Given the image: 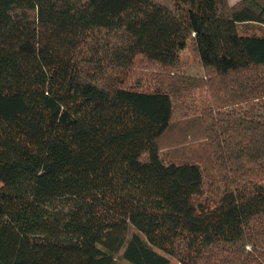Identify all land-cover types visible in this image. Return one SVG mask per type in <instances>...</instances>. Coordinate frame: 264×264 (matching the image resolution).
<instances>
[{
    "label": "trees",
    "instance_id": "16d2710c",
    "mask_svg": "<svg viewBox=\"0 0 264 264\" xmlns=\"http://www.w3.org/2000/svg\"><path fill=\"white\" fill-rule=\"evenodd\" d=\"M0 264H264V0H0Z\"/></svg>",
    "mask_w": 264,
    "mask_h": 264
},
{
    "label": "rangeland",
    "instance_id": "374dc122",
    "mask_svg": "<svg viewBox=\"0 0 264 264\" xmlns=\"http://www.w3.org/2000/svg\"><path fill=\"white\" fill-rule=\"evenodd\" d=\"M227 1L229 4H234L238 0H227ZM181 58L183 60H186L188 63V66L186 67L187 73L192 74V75H199V74L201 75L202 74L201 67L196 62H193L190 53L186 49L183 52H181ZM183 113H184V108L178 109L177 113H176V118H180ZM202 145L203 144L198 143V142L192 143L187 148H185V149L182 148L183 149L182 151H179V149L177 150L178 152H176V150L174 152L172 150H169V154L171 156H174V155L180 156V154L183 155V153H186V154L191 153L193 155L192 159L197 161L199 164H201V166H204L205 161H206L205 155L207 153L204 151V148Z\"/></svg>",
    "mask_w": 264,
    "mask_h": 264
}]
</instances>
